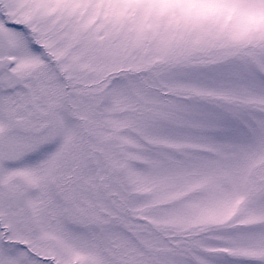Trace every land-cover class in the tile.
<instances>
[{
  "label": "snow or ice",
  "instance_id": "6c2138e0",
  "mask_svg": "<svg viewBox=\"0 0 264 264\" xmlns=\"http://www.w3.org/2000/svg\"><path fill=\"white\" fill-rule=\"evenodd\" d=\"M0 264H264V0H0Z\"/></svg>",
  "mask_w": 264,
  "mask_h": 264
}]
</instances>
